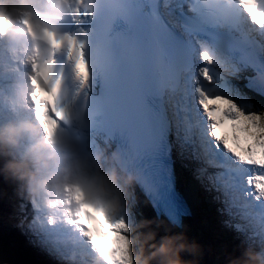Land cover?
Wrapping results in <instances>:
<instances>
[{
	"label": "snow or ice",
	"instance_id": "1",
	"mask_svg": "<svg viewBox=\"0 0 264 264\" xmlns=\"http://www.w3.org/2000/svg\"><path fill=\"white\" fill-rule=\"evenodd\" d=\"M71 4L78 24L97 14L99 20L90 29L80 27L79 35L45 30L49 58L43 64L30 58V100L42 130L47 134L52 125L55 131L60 121L72 118L68 106L58 102L63 73L55 79L52 74L54 54L63 48L80 82L78 93L90 87L94 73L99 77L102 91L92 116L100 127L127 138L131 163L159 144L171 150L175 143L182 154L190 152L218 170L215 190H223L227 208H236L244 221L235 229L248 240L264 242V112L230 79L252 73L245 88L264 98V0ZM118 22L122 27L117 28ZM78 119L84 126L81 114ZM70 193L66 208L55 217L31 202L40 245L73 264H132L130 212L114 217L79 190Z\"/></svg>",
	"mask_w": 264,
	"mask_h": 264
},
{
	"label": "clouds",
	"instance_id": "2",
	"mask_svg": "<svg viewBox=\"0 0 264 264\" xmlns=\"http://www.w3.org/2000/svg\"><path fill=\"white\" fill-rule=\"evenodd\" d=\"M39 2L42 8L37 7V0H0V37L22 49L29 64L30 58L41 64L49 58L51 45L45 30L58 35V22L73 7L71 0ZM0 70L4 74L13 71L6 55L0 57ZM33 90L29 74L21 72L15 74L10 91L0 93V104L11 109H0V175L16 185L18 196L34 202L46 216L55 217L66 208L70 190H79L87 201L114 217L129 211L140 172L120 150L88 148L74 133L62 128L53 131L52 125L46 134L26 111ZM36 91L45 95L43 89ZM79 115L72 112L71 120L79 121ZM151 223L134 220L130 226L132 264H199L196 257L202 254V246L189 239L186 230L173 232L177 226L169 223L167 234L155 241L154 230L137 232ZM184 253L193 258L186 259ZM228 264H264V242L245 240L241 255Z\"/></svg>",
	"mask_w": 264,
	"mask_h": 264
},
{
	"label": "bare ground",
	"instance_id": "3",
	"mask_svg": "<svg viewBox=\"0 0 264 264\" xmlns=\"http://www.w3.org/2000/svg\"><path fill=\"white\" fill-rule=\"evenodd\" d=\"M177 168V167H176ZM195 222L197 221V219L196 220H194ZM231 221H233V220H231ZM233 222H235V223H238V222H236V221H233ZM222 228V226L220 225V229ZM0 239H2L5 243H7L8 242V239H3L2 237H0ZM27 242V241H26ZM52 255L51 254H49L48 253V255H47V260H50V261H52V262H54L55 260L51 257ZM185 257V256H184ZM186 259H192V256H190V255H188V257H185ZM67 262V261H66ZM69 262V261H68ZM66 263V264H69V263Z\"/></svg>",
	"mask_w": 264,
	"mask_h": 264
}]
</instances>
